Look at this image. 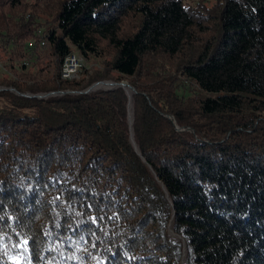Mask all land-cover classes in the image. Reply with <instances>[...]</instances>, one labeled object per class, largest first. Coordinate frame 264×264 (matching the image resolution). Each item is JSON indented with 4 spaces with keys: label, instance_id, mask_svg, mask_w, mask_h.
Returning a JSON list of instances; mask_svg holds the SVG:
<instances>
[{
    "label": "trees",
    "instance_id": "trees-1",
    "mask_svg": "<svg viewBox=\"0 0 264 264\" xmlns=\"http://www.w3.org/2000/svg\"><path fill=\"white\" fill-rule=\"evenodd\" d=\"M205 1L0 0V264H264V0Z\"/></svg>",
    "mask_w": 264,
    "mask_h": 264
},
{
    "label": "water",
    "instance_id": "water-1",
    "mask_svg": "<svg viewBox=\"0 0 264 264\" xmlns=\"http://www.w3.org/2000/svg\"><path fill=\"white\" fill-rule=\"evenodd\" d=\"M102 82L114 83L115 85L111 86V87H108V88H104V87H101V86L97 85L98 83H102ZM126 86H128L130 89H132L133 92L135 91V88L133 87V85L130 84L127 80H124V79L115 80V79H112V78L100 79V80L92 82L91 84H89L87 87H85L83 89L70 90V91L77 92V93H88L90 91L97 90V89H113V88H116V87H122L127 93ZM0 88H4V86H1ZM9 88L11 90L17 92L18 94L29 96V97H35V96L36 97H45V96H47L49 94L63 93V92L69 91V90H62V91H59V92L58 91H49V92H40V93H30V92L17 91L14 87H9ZM129 101H130V96H129ZM168 116L171 117V115H169V114H168ZM132 121H133V118H132ZM128 124H129L130 129H131V135H130L131 142L134 145L135 149L138 151V148H137V146H136V144H135V142L133 140L132 122L131 123L129 122V118H128Z\"/></svg>",
    "mask_w": 264,
    "mask_h": 264
},
{
    "label": "rangeland",
    "instance_id": "rangeland-1",
    "mask_svg": "<svg viewBox=\"0 0 264 264\" xmlns=\"http://www.w3.org/2000/svg\"><path fill=\"white\" fill-rule=\"evenodd\" d=\"M211 1L212 0H206L205 2L206 3H210ZM64 61L66 62V66L68 68H71L76 61H82V63H84V68L91 67V66H96L97 65V63L93 59L84 57L83 55H81L80 53H78L76 50H74L70 54H68L67 57L64 59ZM2 72L3 73H6L7 70L0 63V73H2ZM124 80H127V79H124ZM190 86H192V90L190 89ZM185 88H189L190 90L187 89V90L183 91L180 88V89H178V92L181 93V94L183 93L184 95H195V96H198V95H214L215 94L214 92L206 91V90L198 87L197 85H190L189 82H186L185 83Z\"/></svg>",
    "mask_w": 264,
    "mask_h": 264
},
{
    "label": "built area",
    "instance_id": "built-area-1",
    "mask_svg": "<svg viewBox=\"0 0 264 264\" xmlns=\"http://www.w3.org/2000/svg\"><path fill=\"white\" fill-rule=\"evenodd\" d=\"M28 43L30 45L32 44L31 41H29ZM82 68H84V63H82V61H76L71 68H68L66 66V62L63 61L61 75L64 78H72V77L76 76L81 71Z\"/></svg>",
    "mask_w": 264,
    "mask_h": 264
},
{
    "label": "bare ground",
    "instance_id": "bare-ground-1",
    "mask_svg": "<svg viewBox=\"0 0 264 264\" xmlns=\"http://www.w3.org/2000/svg\"><path fill=\"white\" fill-rule=\"evenodd\" d=\"M97 85L101 86V87H104V88H108V87H111V86H114L115 84L114 83H109V82H102V83H98ZM126 89H127V92L129 94V96L131 97V94L133 92L132 89H130L128 86H126ZM131 103V102H130ZM130 113H129V122L131 123L132 122V118H133V109H132V104L130 105Z\"/></svg>",
    "mask_w": 264,
    "mask_h": 264
},
{
    "label": "snow or ice",
    "instance_id": "snow-or-ice-1",
    "mask_svg": "<svg viewBox=\"0 0 264 264\" xmlns=\"http://www.w3.org/2000/svg\"><path fill=\"white\" fill-rule=\"evenodd\" d=\"M27 242L25 241V244H26Z\"/></svg>",
    "mask_w": 264,
    "mask_h": 264
}]
</instances>
